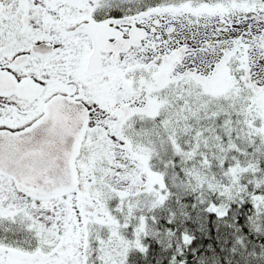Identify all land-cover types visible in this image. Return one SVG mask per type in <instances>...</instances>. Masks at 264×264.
<instances>
[{"label":"snow or ice","instance_id":"1","mask_svg":"<svg viewBox=\"0 0 264 264\" xmlns=\"http://www.w3.org/2000/svg\"><path fill=\"white\" fill-rule=\"evenodd\" d=\"M0 264H264V0H0Z\"/></svg>","mask_w":264,"mask_h":264}]
</instances>
